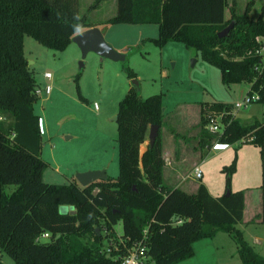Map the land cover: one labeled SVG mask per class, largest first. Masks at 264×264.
I'll return each instance as SVG.
<instances>
[{
  "label": "trees",
  "instance_id": "trees-1",
  "mask_svg": "<svg viewBox=\"0 0 264 264\" xmlns=\"http://www.w3.org/2000/svg\"><path fill=\"white\" fill-rule=\"evenodd\" d=\"M252 0L241 12L235 0H116V11L103 22H155L151 40L159 46L170 40L183 42L218 67L223 83L250 82L264 103V53L255 50L264 36V3L256 17ZM228 6L229 16L225 17ZM233 21L224 36L218 31ZM77 0H0V251L14 264H118L101 250L102 237L113 234L112 224L122 223L123 236L135 240L147 228V253L155 264H175L194 254L193 243L219 230L232 234L243 264H264L236 223L243 218L245 192L230 188L236 158L224 165L225 192L214 196L199 182L194 192L163 179L164 158L158 134L140 151L149 125L163 123L162 94L146 97L131 85L117 102V173L85 185L75 180H42L46 162L39 155V116L32 102L35 80L25 68L22 34L53 49H63L71 36L90 26ZM129 77L135 73L128 66ZM77 96L83 99L76 87ZM226 101L200 102L202 122L210 111L226 113ZM220 133L200 131L198 143L208 148L214 141L232 143L247 133L260 146L264 159V125L257 118L243 123L225 114ZM264 220V162H262ZM13 184L10 191L5 185ZM93 188H96L95 191ZM228 193L226 194V191ZM60 204L71 205L59 211ZM97 227V229H96ZM42 231L49 237L36 240ZM103 232V233H102ZM1 264V262H0Z\"/></svg>",
  "mask_w": 264,
  "mask_h": 264
},
{
  "label": "rangeland",
  "instance_id": "rangeland-1",
  "mask_svg": "<svg viewBox=\"0 0 264 264\" xmlns=\"http://www.w3.org/2000/svg\"><path fill=\"white\" fill-rule=\"evenodd\" d=\"M227 1L228 5L232 2ZM248 1L235 0L238 11H242ZM252 1L250 15L256 17L264 0ZM77 7L88 19H104L114 13L115 0H77ZM94 7L98 8L89 10ZM225 15L229 16L228 6ZM97 27L114 49L125 53L124 59L101 57L92 50L81 56L79 47L72 40L63 49H53L27 33L22 34L25 68L35 80V86L41 88L32 105L43 130L39 155L46 165L42 180L50 183L75 180L79 183L76 172L101 168L106 175H116V123L112 116L116 113L118 100L136 78L140 96L162 94L163 123L159 128L162 152L164 148L170 153L180 151L189 157L172 162L171 165L176 167H168L164 181L169 185L178 184L175 173H179L178 176L184 175V180L178 185L186 191L194 190L202 182L212 195H220L225 192L226 174L222 167L235 157L230 188L243 189L246 198L244 218L236 226L242 230L246 241L264 255V220L257 219L263 212L259 213L263 208L261 168L264 162L260 146L251 141H235L227 147L212 145L210 148L198 143L200 131L206 129L199 103L240 100L247 93L250 82L223 83L219 68L181 41L170 40L162 46L154 43L151 38L158 33L155 22L98 21ZM126 66L134 71L135 77L127 75ZM44 71H49L50 77H43ZM45 83L50 84L47 93L43 92ZM76 87L83 99L77 96ZM236 115L243 123L255 118L260 120L261 103L253 101L236 108ZM147 143L146 137L141 150ZM195 163L202 170L200 178L191 176ZM13 186L7 184L5 190L10 191ZM112 228L118 233L122 231V223L117 220ZM193 248L194 254L179 264H243L236 241L227 231L219 230L212 237L199 238L194 241ZM0 262L14 264L3 251H0Z\"/></svg>",
  "mask_w": 264,
  "mask_h": 264
},
{
  "label": "built area",
  "instance_id": "built-area-1",
  "mask_svg": "<svg viewBox=\"0 0 264 264\" xmlns=\"http://www.w3.org/2000/svg\"><path fill=\"white\" fill-rule=\"evenodd\" d=\"M256 39L260 41L259 48L255 51L258 53H264V36L257 35ZM43 77H50L49 71L42 72ZM33 91L35 95H39L41 92V88L34 85ZM50 90V84L45 83L43 86V91L47 93ZM259 98V94L256 91L247 92L244 97L240 100H236L232 103L230 110L226 113L224 111H210L206 114L205 128L211 133H220L224 129L225 125V114H230V116L235 115V109L239 108L243 105H247L253 101H257ZM261 113L262 119L261 123L264 125V103H261ZM253 139V134L247 133L242 136L239 141H250ZM214 146L218 147H227L229 145L228 142H220L215 141L213 143ZM192 177L200 178L202 176V170L198 165L193 167ZM49 237L47 231H42L38 235H36V240H42ZM147 228L143 229L141 237L131 240L129 237H125L122 233H113L112 235H105L102 239L105 241L101 244L100 250L106 255L116 258L118 260V264H155L151 256L147 253ZM179 264V263H175Z\"/></svg>",
  "mask_w": 264,
  "mask_h": 264
},
{
  "label": "water",
  "instance_id": "water-1",
  "mask_svg": "<svg viewBox=\"0 0 264 264\" xmlns=\"http://www.w3.org/2000/svg\"><path fill=\"white\" fill-rule=\"evenodd\" d=\"M233 26V21H230L226 26L218 31V36H224L228 33V30ZM71 40L76 43L80 49L81 56H84L88 50L96 52L99 56L108 57L111 59H124L125 53L114 49L103 37L100 29L97 26H88L71 36ZM81 64L82 62L79 61ZM133 85H138V80L135 78L132 81ZM112 118L115 120L116 115ZM159 130V125L152 123L149 125L147 133L148 143L153 144ZM106 176L104 169H90L76 172L75 178L80 185L96 179L104 178ZM228 190L226 191V194ZM67 208H71V205L60 204L58 206L59 211H65ZM97 229V227H96Z\"/></svg>",
  "mask_w": 264,
  "mask_h": 264
},
{
  "label": "crops",
  "instance_id": "crops-1",
  "mask_svg": "<svg viewBox=\"0 0 264 264\" xmlns=\"http://www.w3.org/2000/svg\"><path fill=\"white\" fill-rule=\"evenodd\" d=\"M231 4V3H230ZM98 7H94V8H91V9H89V10H95V9H97ZM115 11H116V0H115ZM235 8H236V11L237 12H241V11H238V8H237V6L235 5ZM115 11H114V13H115ZM114 13H112L111 15H113ZM110 15V16H111ZM109 16H107V17H105L104 19H88L87 17H86V19L91 23V25L90 26H97L98 25V21H104L106 18H108ZM225 17H226V15H225ZM118 23V22H117ZM129 88V87H128ZM249 89V88H248ZM128 90V89H127ZM248 91V90H247ZM44 92V91H43ZM45 93V92H44ZM37 96V95H36ZM231 104L233 103V102H230ZM200 104V103H199ZM236 116H238V115H236ZM261 119H262V117H261ZM261 119H260V121H261ZM38 122H39V132H40V134H41V132L43 131L42 129H41V126H40V119H38ZM207 130V129H206ZM148 139V138H147ZM237 141H239V140H237ZM215 142V141H214ZM213 142V143H214ZM213 143H212V145H213ZM142 144V143H141ZM211 145V146H212ZM141 146V145H140ZM210 146V147H211ZM209 147V148H210ZM140 151H142L141 150V148H140ZM175 153V154H174ZM191 154H193V153H191ZM190 154V155H191ZM189 155V156H190ZM162 156H163V158H164V166H163V178L165 179V174H166V170L168 169V167H170V168H172V167H176V165L174 166V165H171V163L172 162H178V161H181V160H186V158H189L186 154H184V153H181L180 151H179V153L178 152H173V153H170L168 150H166V149H164L163 148V152H162ZM264 160V159H263ZM184 165H185V163H184ZM183 165V166H184ZM195 165H198L197 163H195L194 164V166ZM175 175L177 176V180L179 181V183H181L183 180H184V175H181L180 174V176H178L179 175V173H175ZM194 178V177H193ZM178 183V184H179ZM177 183L176 184H174V185H178ZM198 185V184H197ZM197 185L195 186V188H194V190H189V192H194L195 190H196V187H197ZM179 186V185H178ZM245 200H246V198H245ZM262 212V207H261V209H260V212L259 213H261ZM244 214H245V205H244V211H243V218H244ZM242 218V219H243ZM257 219H259V220H261L262 219V216H260L259 218H257Z\"/></svg>",
  "mask_w": 264,
  "mask_h": 264
},
{
  "label": "clouds",
  "instance_id": "clouds-1",
  "mask_svg": "<svg viewBox=\"0 0 264 264\" xmlns=\"http://www.w3.org/2000/svg\"><path fill=\"white\" fill-rule=\"evenodd\" d=\"M77 31H79V28H77Z\"/></svg>",
  "mask_w": 264,
  "mask_h": 264
}]
</instances>
